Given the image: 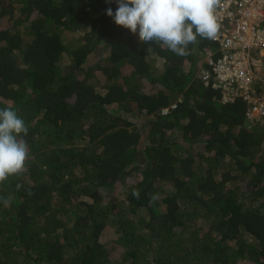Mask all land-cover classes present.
Returning a JSON list of instances; mask_svg holds the SVG:
<instances>
[{"label":"trees","instance_id":"obj_1","mask_svg":"<svg viewBox=\"0 0 264 264\" xmlns=\"http://www.w3.org/2000/svg\"><path fill=\"white\" fill-rule=\"evenodd\" d=\"M108 8L0 0V109L30 153L0 182V264H112V249L122 264H264V126L202 83L210 40L177 56Z\"/></svg>","mask_w":264,"mask_h":264},{"label":"clouds","instance_id":"obj_2","mask_svg":"<svg viewBox=\"0 0 264 264\" xmlns=\"http://www.w3.org/2000/svg\"><path fill=\"white\" fill-rule=\"evenodd\" d=\"M116 3L115 15L111 8L107 9V15L117 25L133 34L139 30L141 41L166 45L177 56L189 55V45H194L198 36L215 40L220 29L217 14L220 0H116ZM28 131L17 111L0 109V182L23 173L30 153L21 134L26 136ZM22 187L16 185L17 190ZM132 196L139 199L140 191L134 190ZM158 199L159 193L150 194L149 203ZM0 202L5 207L11 204L5 197H0Z\"/></svg>","mask_w":264,"mask_h":264},{"label":"built area","instance_id":"obj_3","mask_svg":"<svg viewBox=\"0 0 264 264\" xmlns=\"http://www.w3.org/2000/svg\"><path fill=\"white\" fill-rule=\"evenodd\" d=\"M217 14L220 29L198 75L222 104L246 105L248 126H264V0H220Z\"/></svg>","mask_w":264,"mask_h":264},{"label":"rangeland","instance_id":"obj_4","mask_svg":"<svg viewBox=\"0 0 264 264\" xmlns=\"http://www.w3.org/2000/svg\"><path fill=\"white\" fill-rule=\"evenodd\" d=\"M77 35L78 34L75 33V34H71L70 36L71 37H75ZM102 46H105V45H101L100 47H98L97 50H96V52H95V54H102V55H104L103 53H105V51L103 50V48H101ZM94 58H96V57L95 56H92L90 58L91 59V62L95 61ZM151 62H152L153 66L156 68V70L158 72H159V70H162V68H163V62L161 60H158L156 57L153 56L151 58ZM195 70H196V73L198 75L199 68L197 67ZM141 83H142L143 88H144V93L151 94V92L153 90V84L149 80H147V79H142ZM97 90L100 91V88H98ZM119 192L120 191H118V193L114 194L113 197H112V199H117L118 200L119 199L118 198ZM106 235H107V239L106 240L103 239V241H104L103 243L105 244V248H107L110 251L113 248V244H112V242H110V241H112L113 233L112 232H107ZM110 254H111V257H112V261H111L112 264H122V261H118L117 260V259H119V254L117 252H114V250L112 249L110 251ZM240 264H242V263H240Z\"/></svg>","mask_w":264,"mask_h":264}]
</instances>
